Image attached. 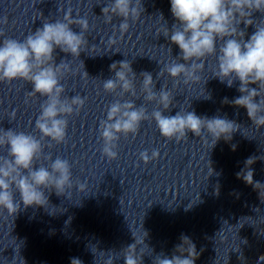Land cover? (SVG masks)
I'll use <instances>...</instances> for the list:
<instances>
[{
    "label": "clouds",
    "instance_id": "obj_1",
    "mask_svg": "<svg viewBox=\"0 0 264 264\" xmlns=\"http://www.w3.org/2000/svg\"><path fill=\"white\" fill-rule=\"evenodd\" d=\"M170 3L176 22L171 29H158V33L165 38L170 36V42L179 47L180 56L165 64L157 77L167 73L175 82L173 88L179 87L181 78L184 85L199 84L206 59L215 57L217 69L212 77L226 83L228 87L239 81L237 90L241 95L231 101L225 98L223 102L245 108L257 130L264 126V21L257 22L251 18L254 12L264 13V0H170ZM142 12L141 0H112L102 9L106 23H111L113 17L123 18L118 26L121 37L130 28L129 20L133 23L138 21ZM0 23L6 25L7 17L0 19ZM241 23L245 28L255 26V32L247 40L244 39L245 32L239 28ZM73 25L81 31L74 32ZM113 27L115 31L116 26ZM88 30L87 19L73 18L72 10L69 9L62 20L44 22L42 28L29 33L23 40L5 38L0 41V82L23 80L32 85L28 96L45 98L35 121V129L40 133V138L22 131L0 129V148H7V155L0 156V211L13 217L20 211L21 203L24 208L43 207L50 215L55 214L49 210V198L45 191L49 194L54 191L57 196H61L66 195L74 186L71 163L59 156L53 160L51 154L44 155L42 140L48 139L57 145L64 143L69 123L67 117L79 114L86 103V98L80 95L71 98L64 95L66 89L61 81L66 74L75 72L67 60H61L57 65L53 54L59 48L73 58H79L88 47L89 42L85 36ZM2 36L4 33L0 30ZM107 44L109 48L116 45V37H109ZM82 66L84 69L83 62ZM110 70L114 72V78L104 80V91L117 93L119 89L118 96L131 94L137 97L134 84L137 75L131 63L127 60L113 62ZM83 76L88 77L86 71H83ZM140 77L143 99L149 103L154 102L157 108L149 114L143 104L137 107L134 101L121 102L120 99L108 105L106 119L100 121L99 131L103 140L102 155L109 160L118 158L120 137L135 136L144 121H154L162 137L177 142L186 139L188 132L207 141L204 137L206 132L212 138L210 149L221 138L230 141L232 134L240 128L233 120L219 116L201 117L194 111L180 110L174 116L165 115L170 106H175L173 92L166 86L156 91V82L149 72H141ZM202 96L210 99L206 94ZM232 148L235 150L236 146ZM159 155V150L153 149L151 155L145 150L140 153V159L147 164ZM41 157L50 161L47 167H37L36 162ZM255 161V157H249L245 167L237 173V178L259 191L258 186L264 184L253 181L251 165ZM76 188L78 191L86 189V184L77 182ZM17 193L19 202L16 200ZM259 194L261 197L260 191ZM144 233L140 239L133 232L135 242L122 250L125 264H142L145 253L138 249L140 245H146L147 233ZM180 239L181 243L175 248L180 255L173 254L168 258L162 253L158 254L154 264H195L199 256L195 244L186 235H181ZM100 253L107 257L104 264H114V252ZM70 264H82V261L73 257Z\"/></svg>",
    "mask_w": 264,
    "mask_h": 264
},
{
    "label": "water",
    "instance_id": "obj_2",
    "mask_svg": "<svg viewBox=\"0 0 264 264\" xmlns=\"http://www.w3.org/2000/svg\"><path fill=\"white\" fill-rule=\"evenodd\" d=\"M145 2L141 0L142 7ZM110 3L112 0H0V19L5 16L8 19L6 25L0 23L4 33L0 41L23 40L42 28L44 22L62 20L69 9L73 18H84L89 23L85 33L88 47L79 58L59 48L53 54L57 65L67 60L75 72L66 74L61 81L66 89L64 95L69 98L80 95L86 98V103L79 114L67 117L64 143L57 145L48 139L42 140L44 155L51 154L53 160L59 156L71 163L74 186L61 196L45 191L49 210L55 214L50 215L43 207L24 208L22 203L14 217L0 211V264H23V261L24 264H70L73 257L84 264L104 161L100 121L106 119L107 107L117 100L119 92V89L117 93L105 92L103 82L114 78L110 70L113 62L128 59L139 22L129 20L130 28L121 37L118 26L123 18L113 17L111 23H106L102 13ZM72 30L81 31L75 25ZM112 36L116 37L117 44L109 48L107 41ZM83 71L88 77L83 76ZM31 90L32 85L23 80L0 82V129L22 131L40 138L35 121L45 98L28 96ZM6 155L7 148H0V156ZM36 163L37 167H47L50 161L41 157ZM77 182L86 184V189L78 191ZM16 200L19 202L18 193Z\"/></svg>",
    "mask_w": 264,
    "mask_h": 264
}]
</instances>
